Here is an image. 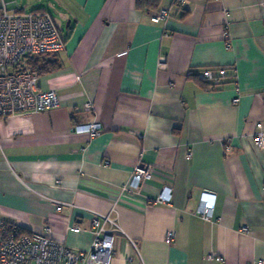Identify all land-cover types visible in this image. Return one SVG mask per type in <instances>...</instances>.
<instances>
[{
    "label": "crops",
    "instance_id": "0c3cea01",
    "mask_svg": "<svg viewBox=\"0 0 264 264\" xmlns=\"http://www.w3.org/2000/svg\"><path fill=\"white\" fill-rule=\"evenodd\" d=\"M142 1L28 0L63 41L39 74L59 103L0 118V216L78 250L115 205L109 264H264V0ZM217 66L234 70L212 90L189 75ZM94 121L96 136L77 128ZM140 161L151 175L136 185ZM164 187L170 202H152Z\"/></svg>",
    "mask_w": 264,
    "mask_h": 264
},
{
    "label": "built area",
    "instance_id": "2783aa9c",
    "mask_svg": "<svg viewBox=\"0 0 264 264\" xmlns=\"http://www.w3.org/2000/svg\"><path fill=\"white\" fill-rule=\"evenodd\" d=\"M14 0H0V118L18 112H42L58 105L59 99L53 90L39 87V75L28 69L16 70L26 56L56 53L63 48L57 25L47 10L17 11L11 9ZM184 4L185 0H176ZM169 16V11L161 8L151 19L157 21ZM228 31H224L226 37ZM160 58V64L163 62ZM234 66L202 67L195 70L201 79L218 83L229 75ZM264 99V98H263ZM233 102L239 100L235 96ZM90 102L84 104L85 109ZM87 130L91 136L101 132L99 122H91L77 127ZM254 142L264 149V125L256 124ZM151 175L149 165L138 162L132 170V181L139 184ZM171 188L164 187L152 200L157 203H169ZM55 203V209L61 210L67 204L64 201L49 198ZM214 203L211 198L202 200L198 213L204 219H211ZM115 205L107 212H94L91 221L92 239L86 249H71L49 235V228L44 232L25 231L21 225L0 216V264H109L113 254V239L116 233H124L117 216ZM78 230V227H74ZM248 230L241 227L242 232ZM175 236L173 231L166 234L165 242ZM134 246L136 243L132 240ZM206 259L222 261L223 257L207 253Z\"/></svg>",
    "mask_w": 264,
    "mask_h": 264
},
{
    "label": "trees",
    "instance_id": "16d2710c",
    "mask_svg": "<svg viewBox=\"0 0 264 264\" xmlns=\"http://www.w3.org/2000/svg\"><path fill=\"white\" fill-rule=\"evenodd\" d=\"M138 2L141 3L143 1L142 0H138ZM15 10L23 11L22 8H16ZM36 10H40V9H36ZM52 54H54V53H52ZM50 55H51V53H48V54H37V55H34V56H26L23 59V62L20 63V65L16 66V70L28 69L30 71L36 72L38 75L40 73L52 71L53 69L59 67V65H58L57 59L48 58V56H50ZM189 75L190 76H194V78L202 84V87L204 89H211V90L215 89L217 86L221 85L224 82V80L226 79V78L222 79L218 83H215V82L207 80V79L204 80V79H201V78H199L197 76V74L195 73V70H191L189 72ZM25 231H29V230L25 229Z\"/></svg>",
    "mask_w": 264,
    "mask_h": 264
},
{
    "label": "rangeland",
    "instance_id": "374dc122",
    "mask_svg": "<svg viewBox=\"0 0 264 264\" xmlns=\"http://www.w3.org/2000/svg\"><path fill=\"white\" fill-rule=\"evenodd\" d=\"M19 7H23L25 10L32 9V5L28 4V0H16Z\"/></svg>",
    "mask_w": 264,
    "mask_h": 264
}]
</instances>
